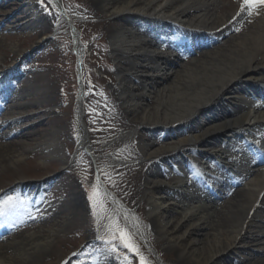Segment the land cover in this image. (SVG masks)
<instances>
[{"label": "bare ground", "instance_id": "obj_1", "mask_svg": "<svg viewBox=\"0 0 264 264\" xmlns=\"http://www.w3.org/2000/svg\"><path fill=\"white\" fill-rule=\"evenodd\" d=\"M17 1L0 0V6L16 5ZM88 1L94 15L109 13L110 20L105 25L117 29L109 33L108 45L117 63L115 72L120 77L118 84L113 83V89L119 95L126 122L133 127L106 143L108 148L101 152L111 151L117 144L137 142V156L144 164H150L143 184L139 174L144 165L113 171L118 182L133 196L138 191L145 193L151 216L149 230L145 232L135 213L109 194L106 195L112 199L113 209L107 228L123 218L150 250L151 237L157 236L177 255L178 260H172L179 264H220L230 252H238L239 245L252 240L254 245L249 250L255 249L262 258L254 259L251 264H264V4L242 8V0H165L164 8L157 13L158 0ZM223 1L228 4L224 5ZM38 2L45 10L43 13L35 12L37 8H31L32 2L25 3L23 23L5 22L12 25V32L22 34L34 29L36 24L47 28L56 13L46 0ZM51 4L62 10L60 25L73 27L75 22L64 11L63 0ZM119 24L134 31L122 32L117 28ZM3 26L0 24V40L4 37ZM170 30L175 32L171 34ZM42 32L40 29L36 34ZM207 35L225 41L215 52L200 55L184 66L179 67L162 53L151 52L182 46L185 50L179 56L185 59L200 48L199 37ZM145 37L153 40L145 41L142 39ZM75 41L82 68L87 53L82 38L75 35ZM17 53H9L7 60L13 65L19 61L18 65L0 74V114L10 109V103L23 100L24 93L30 90L28 87L22 90L26 80L21 78L29 73L25 63L31 54L18 60ZM144 70L155 75H143ZM37 81L44 84L41 78ZM100 91L103 95L97 98L105 97L103 100L107 101V92L104 88ZM82 92L75 114L81 136L79 148L86 150L97 164L100 155L86 130L84 89ZM51 106L50 102L35 106L39 109L37 114L48 116L44 122L48 126L52 123ZM28 118L24 115L7 125L18 128L8 135L3 133L4 125H0V140L30 142L36 131L27 124ZM143 132L149 135L145 137ZM47 136L39 147L52 159H61L60 143L65 133L54 131ZM26 142L0 145V168L4 166L10 172L18 166L27 153ZM35 157L42 155L32 158ZM109 160L114 166L126 163L119 153ZM52 166H35L33 170L45 173ZM10 178L19 181L13 190L16 194L29 190L26 202L9 198L10 210L0 215V233L14 234L11 239L16 240V236L24 235L18 231L25 227L32 229L38 223L28 212L33 210L47 184L32 186L17 175ZM171 178L175 181L168 183L166 180ZM239 183L242 188L233 189ZM228 195L231 198L227 205L219 209L217 199ZM51 198L42 209L37 208L36 215L43 214L52 220L62 213L54 206L55 198ZM79 201L80 197L74 199L75 208L71 202L66 205L75 211L78 203L81 204ZM175 214L178 219L173 221ZM13 222L22 229L15 228ZM52 234L53 230L49 231V236ZM49 242L47 235L24 238L8 248L9 252L14 251V257L11 254L7 257V251L4 252L7 248L0 244V264H32V259L46 252ZM158 244L154 247L161 256Z\"/></svg>", "mask_w": 264, "mask_h": 264}, {"label": "rangeland", "instance_id": "obj_2", "mask_svg": "<svg viewBox=\"0 0 264 264\" xmlns=\"http://www.w3.org/2000/svg\"><path fill=\"white\" fill-rule=\"evenodd\" d=\"M38 1L40 0H19L15 2L16 5L0 6V13L4 14V16L0 14V24H4L1 31L4 37L3 40H0V74L5 73L12 66H17L19 63L18 61L13 65L12 61H8L7 55L9 53L14 54V52L19 51L17 53L18 60L31 54L25 63L28 66L29 73H27V77L21 78L26 80V84L21 87L22 90L25 91L27 87L30 90L24 93L25 98L23 100L10 103V109L7 112L5 110L1 112L0 125H4L3 133L8 135L18 128L16 125V127L7 125L19 120L24 115H28L27 124L33 125L34 131H36L32 138L33 141L31 140L32 142L0 140L2 146L25 142L28 145H25L27 153L24 155L23 161L14 169L11 168L12 171L9 172L4 166L0 168V215L1 212L10 210L8 205L12 203V200L16 201L20 198L26 202L27 198L25 196L29 193V190L22 191L23 195L13 192L14 186H17L19 181L11 179V175L23 178V182L27 185L38 186L43 183L47 185L43 192L44 195L42 194L44 197L42 195L38 197L37 204L32 206L33 210L28 212L32 213L38 220L35 227L32 229L25 227L23 230H20L22 227H17L20 230L18 232H24V235L16 236V240H14L11 239L14 234L13 236H5L7 235L5 234L0 244L7 248H4V252L7 251L8 253L7 257H9V254L14 257L16 255L14 251L11 253L8 249L12 244L18 243L24 238L47 235L50 242L46 246V252L32 259V264H140L139 255L135 251L125 248L119 239L114 241L116 251H112V245L106 243L109 239V229L104 230L113 209V203L108 197L103 196V207L97 208L94 214L93 203L89 200V195L93 192V185H97L96 190L101 193H103L102 187H105L113 197L135 213L145 232L149 230L151 216L148 211V198L145 193L138 191L133 196L134 193L132 194L126 187L122 186L113 172L117 168L128 170L144 165L139 174L143 184L145 172L150 164H144L143 160L137 156L139 152L138 143L135 141L136 144L134 142L124 145L117 144L111 151L101 152L108 148L105 147L106 143H110V140L115 136L129 132L133 128L131 124L126 122L122 106L119 103V95L113 89V83L118 84L120 77L115 72L117 63L109 52L108 45L110 44L109 33L116 27L105 25L110 20L109 13L102 16L94 15V9L90 5L91 3H88V0H63L64 11L75 22L73 23L74 30H71L69 25H60L62 10L46 0L52 8L51 11L56 13L47 28H42L41 25L36 24L34 29L22 32V34L12 32V25L5 22L18 20L19 23H23L22 15L24 14L22 12H24L25 5L30 2L33 3L31 8H37L35 12L43 13L45 10L39 5ZM165 3V0H158L156 6L159 9L157 13L164 8ZM222 3L226 5L228 1ZM98 11L102 12L100 9ZM117 28L122 29V32L134 31L130 26H122V24H119ZM40 29L43 34H36ZM174 32L172 30L171 34ZM14 35L16 38L11 39L10 37ZM75 35L82 38L87 53L81 69L75 51ZM142 39L145 41L153 40L150 37ZM24 40H27V44L21 49ZM199 40L201 46L198 51L185 59L179 56L183 47L171 48V46H167L163 50L152 49L151 52L162 53L172 58L180 67L197 59L200 55L215 52L223 44L225 38L218 40L207 35L199 37ZM147 50L149 51V48ZM143 75L155 74L144 70ZM37 78H41L45 85L37 81ZM102 88L107 92V101L103 100L105 97L97 98V96L103 95V92L100 91ZM82 89L85 91L83 112L86 130L91 138L90 142L96 146L100 155L97 164L94 163L95 161L89 154L79 148L81 136L75 114ZM39 94L44 96H39ZM44 102H50L52 105L50 107L51 113H49L52 122L50 126L44 123L48 116L37 114L39 109L35 107ZM20 105L28 108L17 109ZM54 131L65 133L60 143L62 145L61 159H52L47 155L48 152L44 148L39 147V144H42L48 138L47 135ZM143 133L146 134L145 137L149 135L147 132ZM118 153L126 161L124 166H114L112 162L110 163L109 157ZM34 155H42V157L32 158ZM50 165H53L51 170L45 173L33 170L35 166L45 167ZM95 167L99 168V177ZM166 181L170 183L174 182L175 179L171 178ZM239 188H242V184L233 185V189ZM51 197L55 198L54 206H58L62 213L56 215L52 220H47V217L43 214L36 215L37 208L38 210L42 209L47 201H51ZM76 197H80L79 202L81 204L78 203V210L73 211L74 209L71 207L75 208L73 204ZM226 197H219L216 201L218 208L221 210L225 208L231 198L230 195ZM9 198L13 199L7 204ZM69 202L72 203L71 207L66 205ZM26 211H28L27 208ZM176 219H178L177 214L173 216L172 220L175 221ZM117 223L121 229L131 235L140 255L147 260L148 264H167V261H170L169 264H179L172 260H178L177 255L157 236L151 237L152 245H150V248L152 250H148L149 247L146 243H143L131 229L124 225L122 218L114 222V224ZM51 230H53L54 236L53 234L49 236ZM157 243H159L157 247L162 253L161 256L156 254L154 245ZM253 245L252 240H247L246 243L239 245L238 252H230L231 254L223 258L220 264H251L254 259L262 258L261 253L256 254L254 252L255 249L249 250V247H253ZM245 258L249 260H244Z\"/></svg>", "mask_w": 264, "mask_h": 264}, {"label": "snow or ice", "instance_id": "obj_3", "mask_svg": "<svg viewBox=\"0 0 264 264\" xmlns=\"http://www.w3.org/2000/svg\"><path fill=\"white\" fill-rule=\"evenodd\" d=\"M48 2L54 3V0H48ZM258 3L264 4V0H243L242 8L244 7V5H247L248 8H252L255 7L256 4ZM96 189H97V185H93V192L92 194L89 195V200L92 201L93 203L94 214L96 213L97 208L103 207V196L106 195V193L98 192ZM109 219L111 220V218ZM108 229H109V239L106 241V243L112 245V251L117 250L114 241L119 239L125 248H128L131 251H135L137 255H139L140 264H148L147 260L142 255H140L138 247L133 241L131 235L128 232L121 229L118 223L117 224L110 223L108 225Z\"/></svg>", "mask_w": 264, "mask_h": 264}]
</instances>
